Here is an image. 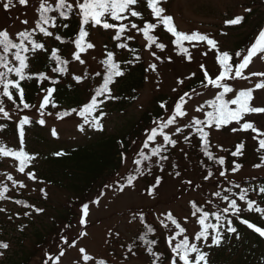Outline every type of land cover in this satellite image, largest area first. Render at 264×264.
I'll return each instance as SVG.
<instances>
[{"label":"rangeland","instance_id":"1","mask_svg":"<svg viewBox=\"0 0 264 264\" xmlns=\"http://www.w3.org/2000/svg\"><path fill=\"white\" fill-rule=\"evenodd\" d=\"M5 2L7 0H0V30L7 29L18 41V33L20 31H31L35 26L38 18L39 0H28L25 5H20L18 0H13L14 6L9 9L2 7ZM162 7L165 9V14L173 17L177 31L187 34L198 31L201 34H206L217 42L220 50L229 52L234 48L235 42L242 37V34L249 30L248 27L254 24L256 17H264V0H168L162 2ZM247 9H251V11L249 12ZM137 10H144L145 13L151 14V10L146 8V0H140ZM236 16L246 18L247 22L242 20L237 25L226 23L227 20ZM24 21H27V23L25 24ZM130 21L136 23L138 28L143 26L139 17H128L123 22L129 23ZM85 27L89 32V42L94 44L95 47L81 53L83 63L76 60L73 54L71 56L74 59L72 61V70L75 76L85 80L81 93L84 95V101L87 102L90 90L98 82L95 75L96 72H103L104 70V66L101 63L104 60V43L109 39L108 36L111 35L114 38L116 30L103 29L99 25ZM37 31L33 33L35 38ZM126 32L137 38L140 44L144 46V56L148 70L146 84L139 100L126 112H115L108 115L103 123H100L103 125L102 129H100L94 127L91 123L85 124L84 117L78 114L79 110L73 112L71 111V106H66L65 108L70 110L68 111V116L61 115L63 111H61L62 109L59 110L60 108L57 106L40 109L45 93H39L36 97V103L39 107L28 113H21L19 110L17 112L3 103L2 106L10 114L11 118L9 119L17 122L23 119L24 116L39 121L43 119L47 129L51 132L55 129L58 140L60 139L63 142L70 140L72 143H79L86 138L93 137L94 134L102 130H106L108 133L121 134L129 130L141 115L151 107L154 97L159 94L174 96L183 90L184 93L187 92L184 85L193 73L200 69L216 68L219 64L215 58L216 50L212 49L206 41L183 40L178 45L175 43L176 36L168 32L165 26L160 32L155 33V30L152 31L151 34L158 37V39L151 47H148L149 42L143 33L137 29H132L130 23ZM43 37L42 40H45L47 45L48 43L50 46L53 45L49 37L44 35ZM159 43H163L165 47L160 49L156 46ZM182 48H187L188 52H183ZM74 50L75 45L72 44L70 51L73 53ZM31 53L33 52H29V54ZM204 53H207V55ZM189 57L191 58L189 59ZM33 58L34 56L31 55V65ZM152 64L156 65L155 70L150 67ZM201 64L204 66L203 68L200 67ZM2 70L0 69V71ZM253 72H264V56L253 57L252 63L244 70V75L248 77L247 80L241 78L232 80L235 91L248 87L254 88L256 83L264 80V77L250 76L249 73ZM85 86H88L87 90ZM219 91H222V89L202 87L192 92H187L189 95L184 97L187 103L183 106L187 116L178 117L177 124L169 125L164 129L167 135L176 140L175 146L165 143L158 130L156 139L149 141L148 146L145 147L144 141L147 139L148 132L143 135L138 151L124 159L121 170L116 177L114 176L116 184L113 188H110L99 197L98 204L91 203L89 214L84 218L86 223H78L75 229L67 235L68 239L76 244V247L63 245L65 255L61 258L59 264H83L81 260L82 254L78 251V248L81 247L85 248L87 253L96 260H106L107 264H147V255L142 252L138 255H128V250L125 248L126 244L134 237L142 225L141 220L131 218L132 212L138 209L147 210L151 219L162 226L167 236L175 235V231H178L175 225L167 219V214L171 213L181 226L186 229V232L178 236L177 239H182L183 235H188L192 242H195L193 235L200 230L198 225L199 214L192 216L193 208L190 202L196 198L203 201L205 190L191 185L197 184L204 179L200 176L199 171L193 172L191 162L186 159L179 148L187 146L183 141V136L190 130L185 125L191 124L193 118L205 116L206 112L211 110L208 101L214 99L215 95L219 94ZM250 103L254 107H264V89H256L253 92V99ZM201 106H203V112L199 111ZM171 112L163 119H167ZM0 117L6 118L2 113H0ZM89 119L91 120V117ZM245 121L254 122L256 128L264 131V113L247 114L240 123L242 124ZM82 124L83 131L79 127ZM156 126L153 125L152 127ZM176 127H181L183 133L175 132ZM238 127L239 125L233 121L226 131L215 127L211 129L216 149L220 154L224 155L233 144L248 136L241 131L233 132L231 130ZM250 137L251 139H248L249 145L254 147L252 134ZM0 144L14 149H19L22 146L25 151L33 156L42 149L41 147L34 149V145L29 141L27 143L23 142V145H21L19 135H12ZM162 144L164 147L161 153L153 155L152 149ZM168 146L172 148L170 152L172 158L168 159L166 163L162 160V154L167 153L166 148ZM45 150H41V155L48 153V150ZM141 152L149 159H143ZM138 159H142V163L136 164L135 161ZM34 161L35 159L26 166L24 172H20L19 161L11 156L5 157L0 154V185H7L11 195L25 192L24 194L40 197L43 192L41 190L48 189L51 194L50 199L54 204H58L64 198L62 190L49 187V184L41 183L42 180L37 176L32 179L27 175L28 172H33L29 166ZM37 161H41V157ZM165 164L169 165V168L164 173H161L158 166H164ZM256 174L264 175V168L256 170L253 166H249L242 173H239V177L243 178ZM128 175H133L137 178L132 185L125 186L121 191L120 186L126 185V177ZM8 176H11L12 180H9ZM157 178H160L158 185L156 184ZM190 181L193 183L190 184ZM203 185L205 188H209L212 183L206 182ZM6 204L10 210H18V207L11 200L7 201ZM33 220L35 224L40 223L37 217ZM161 221H163V224H161ZM42 224L40 223V225ZM165 224L168 225L167 228L164 227ZM5 231L9 232L11 241L7 249L0 248V252L3 253V255H0V260L8 258L13 252L20 250L21 246L25 245L27 247L31 244L28 239L18 243L19 238L17 240L14 234H19L20 232L14 230L11 226H7ZM84 232L87 235H80ZM174 243L175 241H173ZM89 264H92V262H89Z\"/></svg>","mask_w":264,"mask_h":264},{"label":"trees","instance_id":"2","mask_svg":"<svg viewBox=\"0 0 264 264\" xmlns=\"http://www.w3.org/2000/svg\"><path fill=\"white\" fill-rule=\"evenodd\" d=\"M146 8L148 9L147 5ZM140 12L146 20L155 22V18L150 13H145L144 10ZM243 22H247V19L244 18ZM63 23H68L69 27L65 28L60 26ZM78 25L79 20L74 15L69 21H64L63 18H59L58 29L49 28V30L54 31L56 35H60L68 42L61 43L54 36L49 37L52 40V46L49 43L47 45L46 41L42 40L43 33H36L37 40L45 44V49L30 54L34 58L32 65L30 58L28 59L29 68L27 71L28 74L33 75V78L21 82V86L25 91V100L30 105H34V107L24 109L18 96L15 103L7 97H3L5 106H9L17 112L19 110L21 113L31 112L39 107L36 103L38 94L45 93L44 95H46V90L49 88H55V91L49 97L50 102L45 108H51L55 105L60 108L59 110L62 109L63 114L61 115L70 111L65 109L66 106H71V110L77 109L78 111L90 100L95 88L102 83L103 72H101V79L96 76L98 82L90 90L87 102L84 101V95L81 93L83 90L81 88L84 86L83 83L85 80L81 79L77 81L74 79L76 77L72 70V61L74 59L71 56L72 51H70L73 44L70 41L77 34ZM163 27L162 24L158 25L155 33L160 32ZM261 28H264V17L257 16L254 24L248 27L249 30L242 34V37L235 42L234 48L230 53L240 51L250 45ZM129 36L131 35L125 32L122 34L121 39L117 41L110 35L108 36L109 39L104 43V59L108 51H113L115 53V59L120 63L124 75L116 77L115 82L110 85L112 95L115 99H105L104 103L93 113L94 116H100L101 112L105 113L100 118L99 123H103L104 119L110 114L126 112L139 100L146 84L148 70L144 56L145 48L137 38L133 37L132 39H128ZM89 38L90 36L86 38L88 42ZM119 43H125L128 47L120 48L118 47ZM56 49H59L58 54L61 58L68 61L67 65L64 66L67 68L66 72L52 71L53 67L61 66L51 58V51ZM233 59L235 60L236 58L233 57ZM128 61H131V63H128ZM220 70L222 68L219 64L213 69H200L195 72V75L192 74L189 77V80L184 85L185 91L192 92L205 87L204 85L207 81L203 80L202 83L203 73L207 71L209 76L215 78V75ZM41 72L46 73L47 79L41 81L35 77L34 74ZM13 78H15L14 74ZM87 87L85 86L86 90ZM183 94L184 90L174 96L159 94L154 97L151 107L141 115L129 130L121 134L108 133L106 130H102L94 134L93 137L86 138L79 143H72L70 140L67 142L58 140L57 135H53L47 129L45 123L40 124L39 120L29 118L30 123L24 127V142L27 143L29 141L34 145V149L41 147V150H48V153L43 155H41V150L37 151L34 154L35 161L29 167L32 168L35 176L42 180L41 183L49 184V187L62 190L64 198L58 204H54L50 199L51 194L48 189H43L40 197L24 194L25 192L11 195L8 190L5 194L7 198L0 200V242L10 245L11 238L9 237V232L5 231V229L7 226H11L14 230L20 232L19 234H14L17 240L19 238L18 243L28 239L31 244L27 247L25 245L21 246L20 250L13 252L8 258L0 260V264H44L49 255L54 256L58 254V249H64L63 245L65 244L61 237H67L78 225L83 215L81 210L82 203H88L90 206L92 201L96 200L97 197H100L110 188H113L116 184L115 177L121 170L124 159L138 151L146 130L151 129L153 125H157L161 121V118H165L173 110L174 103L178 100L179 96ZM14 95L16 94L14 93ZM231 96L232 93H229L226 98ZM98 99H103V97H98ZM161 104H164L163 108ZM197 118L204 119L205 116H198ZM154 121L156 123H153ZM230 125H225L220 129L226 131ZM0 129H2L0 130L1 143L3 140L9 139L12 135H19V122L0 117ZM211 129L205 130L210 132L208 137L210 145L209 151L213 153V159H209L204 154L203 142L195 134V128L186 132L185 135L188 136V140L184 139L185 135L183 136V141L187 146L185 148H179L186 159L191 162L194 173L199 171L203 179L208 174L209 169L213 173L210 179H204L197 184L191 185L205 190L203 201L198 198L191 200L190 204L193 210V202H196V206L204 210L210 212L218 211L229 203V201L222 199L224 195H229L230 198L237 199L238 204L243 209L246 205L245 201L239 200V192L245 188L248 189V198L256 200L258 204L264 207V194L258 192V188L264 185V175L256 174L243 178L239 177V173H242L247 167L260 163L259 157L260 155H264V150H261L259 153L256 151L259 145L258 140L254 139V136L257 134L251 130L241 131L248 136L237 141L222 155L216 149V143L213 140ZM251 134L253 136L254 147L249 145L248 139H251ZM259 138L264 139V136ZM241 142L244 143V148L241 149L243 154L235 157L232 156L231 153L236 151L235 146ZM166 149L167 153L162 154L166 159L162 160L167 163V160L172 158L170 153L172 148L168 146ZM57 152L62 153V155L57 156ZM37 156L38 158L41 157V161H37ZM218 157L225 158L224 165L217 163L216 158ZM234 162L243 166L237 172L231 171ZM168 168L169 165L167 164L158 166L161 173H164ZM226 168L228 169L227 180L219 176L220 171ZM263 168L264 166L260 168L254 167L256 170ZM206 182L212 183V186L205 188L203 183ZM191 183L193 182L190 181ZM237 184L240 186L239 188L236 187ZM106 185L107 187H105ZM0 187L2 186L0 185ZM229 189H231L230 192ZM253 189L257 190L253 191ZM185 191L187 190L185 189ZM215 191H220L221 197H216L214 195ZM9 200L18 207L17 211L10 210L6 204ZM18 201H22L23 203H18ZM36 208H42L44 211L37 212ZM227 215L231 217V213ZM241 215L244 219H248L252 223L264 228V219L254 211H243ZM36 217L40 220V223H43L42 225L40 223H34L33 219ZM131 218L141 220L142 225L125 246L128 250V255H138L142 252L148 257L147 264H154V257L147 251L149 245L144 243V239H142L147 233V239L157 241L152 246L153 250L157 253H163L161 264H170L171 249L167 244V233L162 226L157 221H153L150 213L144 209H138L132 212ZM210 222H215L214 218H210ZM232 226L237 228L236 233H229L225 228L221 229L223 238L219 246H208L211 244V237L209 238L208 245L204 244L203 241H195L198 247H201L202 251L208 253V264H264V237L241 223L239 218L232 217ZM149 227L153 229L152 232L147 231ZM190 241L192 242V239ZM194 256L195 254H193ZM49 264H52V261H49Z\"/></svg>","mask_w":264,"mask_h":264},{"label":"snow or ice","instance_id":"3","mask_svg":"<svg viewBox=\"0 0 264 264\" xmlns=\"http://www.w3.org/2000/svg\"><path fill=\"white\" fill-rule=\"evenodd\" d=\"M139 2L140 0H39V6L37 9L38 18L35 22V26L31 31H20L18 33V41L13 34L9 33L7 29L0 30V69H3L0 71V113H2L6 118H11L9 112L6 111L2 106L3 97H7L10 101L15 103L18 96L20 102L23 104L24 109L34 107V105H30L25 100V91L21 86V82L33 78V75L26 74V70L29 68V57L27 53L45 49V44L38 42L33 35V33H35L37 30L40 33H43L44 36H54L55 39L61 41V43H66L68 41H65L60 35H56L54 31H50L49 27L58 29L59 18H63L64 21H69L73 15L76 16L79 20L77 34L73 39H71L70 42L75 45V50L72 53L74 58L83 63L84 61L81 59V53H84L88 49L95 47L94 44L86 40V38L89 36V32L85 26L99 25L103 29H115L116 31L114 39L119 41L122 34H124L129 28L130 23L132 29H137L143 33L149 42L148 47H151L152 44L158 39V37L152 35L151 33L157 28L158 25L162 24L165 26L168 32L176 36L177 39L175 40V43L178 45L181 44V41L183 40L206 41L212 49L216 50L215 58L218 60L219 65L222 68V70H220L219 73L215 75V78L209 76L207 71L203 73L202 83L203 80L207 81V83L204 85L205 87H207V85H212L218 90L222 89V91H219L218 95H215L214 99L208 101L211 110L206 112L204 119L193 118V122L191 124L185 125V127H188L189 130L195 128V134L198 135L203 142L204 154L207 155L209 159L214 158L213 153L209 151L210 145L208 137L210 132L206 131L205 129H211L213 126L216 129H220L225 125H230L233 121L239 125L238 128L231 129L233 132L251 130L253 133L257 134L254 136V139L258 140L259 145L256 151L259 153L261 150H264V139L259 138L264 136V132L256 128L254 126V122L245 121L242 124L240 123L241 120H244V117L247 114L264 113V107H254L250 103L253 99V92L256 89H264V80L256 83L254 88L248 87L239 91H234V89L227 83L228 80H235L236 78L247 80L248 77L244 75V70L252 63L253 57L264 56V28L259 30L258 35L254 37V41L251 42L250 45H248L245 49L230 53L227 50H220L217 46V42L206 34H201L198 31L192 32L191 34L177 31L173 22V17L171 15L165 14V9L161 6L162 0H146V5L151 10V15L155 18V22L146 20L142 13L137 10ZM18 3L20 5H25L28 3V0H18ZM13 6V0H7V2L2 4L4 9H9ZM247 11L250 12L251 9H247ZM128 17H139L143 26L138 28V25L131 21L129 23H124L123 21L127 20ZM243 19L244 18L242 16H236L233 19L227 20L226 23L229 25H237L241 23ZM24 23L26 24L27 21H24ZM60 26L67 28L69 27V24L63 23ZM132 38L133 37L131 36L128 37V39ZM156 46L160 49L165 47L163 43H159ZM118 47L126 48L128 46L125 43H119ZM182 51L187 53L188 49L182 48ZM58 53L59 49L51 51V58L56 63L61 65L60 67H53L52 71L66 72L67 68L64 66L67 65L68 61L62 59ZM204 54L207 55V53ZM153 55H155V53H153ZM233 57L236 59L234 60ZM190 58L191 57H189V59ZM157 59H159V57H157ZM101 63L104 66L102 83L95 88L94 94L91 96L90 100L79 109L78 113L80 116L84 117L85 124L91 123L94 127L100 129H102L103 125L99 123V120L103 115H105V113L101 112L100 116H94L93 113L97 111L100 105L104 103L105 99H115V97L112 95V89L110 88V85L115 82L116 77H121L124 75L120 63L115 59V53L113 51H108L106 58L102 60ZM128 63H131V61H128ZM150 67L155 70L156 65L152 64ZM200 67L203 68L204 66L201 64ZM13 74L15 78H13ZM34 75L41 81L47 79L46 73L43 72ZM95 75L97 77H101V72H96ZM193 75H195V73H193ZM249 75L255 77H264V72H253L249 73ZM74 79L80 81L82 78L77 76L74 77ZM181 83H183V81H181ZM54 91L55 88H49L46 90L47 94L43 98L40 109H43L49 104V97ZM14 93L16 95H14ZM229 93H233V95L226 98L227 94ZM188 95L189 93L185 92L183 95L179 96L178 100L174 103V110L171 112L170 116L167 119L161 118V121L156 127L146 130L148 135L147 139L144 141L145 147L148 146L149 141L156 139L158 130L165 143L175 146L176 140L167 135L164 132V129L169 125L177 124L178 117L187 116V112L184 110L183 106L187 103L184 97ZM98 97H103V99H98ZM53 106L55 107V105ZM17 107H19V105H17ZM161 107L163 108L164 104H161ZM71 111L75 112L77 109H72ZM199 111L203 112V106H201ZM68 114V112L64 113V115ZM90 117L91 120L89 119ZM28 123H30L28 116H24L23 119L19 121V141L21 145H23L24 142V127ZM39 123L44 124L45 121L41 119ZM153 123H156V121ZM79 127L80 130L83 131V124ZM175 132L183 133V129L181 127H176ZM52 134L56 135L55 129L52 130ZM184 139L188 140V136L185 135ZM163 147L164 145L162 144L153 148V155H159ZM235 147L236 151L232 152L231 155L234 157L242 155L243 153L241 149L244 148V143L241 142ZM0 154L5 157L11 156L15 158V160L19 161L20 172H24L26 166L33 159H35V157L25 151L24 147L22 146L19 149H14L8 147L7 145L0 144ZM56 155L59 156L62 155V153L57 152ZM141 156L143 159H149V157L144 156L142 152ZM162 159H166V157H162ZM259 159L261 162L254 164L253 167L260 168L264 166V155H260ZM216 160L219 165L225 164L224 157H218ZM135 163H142V159L136 160ZM242 167L243 166L241 164L234 162V166L231 167V171L237 172ZM227 172L228 169L226 168L223 171H220L219 176L224 177L227 180ZM27 175L32 179L36 178L33 172H28ZM177 175H179V173H177ZM212 176L213 173L211 169H209L208 174L204 177V179L208 180ZM136 178V176L128 175L126 177V185H121L120 190L122 191L125 186L132 185ZM8 179L12 180V177L8 176ZM159 182L160 178H157L156 184L158 185ZM229 182L231 183V181ZM105 187H107V185ZM236 187L239 188L240 186L237 184ZM256 190L257 189H253V191ZM41 191H43V189ZM230 191L231 189H229V192ZM7 192V185L0 187V200L7 198L5 195ZM258 192L264 194V185L258 188ZM214 195L216 197H221V192L215 191ZM222 199L229 201L228 205L218 211L213 212L204 210L196 206V202H193L194 210L191 214L192 216H197L199 213L198 225L200 226V230L193 235L194 241H203L204 244L208 245L209 238L211 237V244L208 246H219L223 238V233L221 231L222 228H225L229 233L237 232V228L232 226V217L239 218L241 223L247 225L260 236L264 237V228L252 223L248 219H244L241 215L243 211H254L255 213L259 214L262 219H264V207L258 204L256 200L248 198V189L245 188L239 192V200L245 201L246 205L243 209L238 204L237 199L230 198L229 195L222 196ZM18 203L23 202L18 201ZM92 203L98 204L99 197L92 201ZM81 210L83 215L79 223L84 224L86 223L84 218L89 214V204L82 203ZM36 211L43 212L44 209L36 208ZM228 213H231V217L227 215ZM210 218H214L215 222H210ZM167 219L175 225L176 229H178V231L173 230L175 231V235H169L167 237V244L171 249V256L169 258L170 264H201V262H203V264H208V253L202 251L201 247H198L196 242H191L188 235H183L182 239H177L178 236L186 232V229L181 226V224L172 216L171 213L167 214ZM161 224H163V221H161ZM164 227L167 228L168 225L165 224ZM147 231L152 232L153 229L149 227ZM80 235H87V233L84 232ZM146 236L147 233L142 239H144V243L149 245L147 251L154 257V264H161L163 253L155 252L152 247L157 243V241L149 240L146 238ZM61 239L64 241L65 245L76 247V244L69 240L68 237L63 236ZM173 241H175L174 244ZM8 247L9 245L7 243L0 242V248L7 249ZM78 251L82 254L81 260L83 264H89V262H92V264H107V261L104 259L96 260L92 255L87 253L85 248H78ZM193 254H195L194 257ZM0 255H3V253L0 252ZM64 255L65 250L60 248L58 249V254L54 256L49 255L44 264H49V261H52L53 264H59V261Z\"/></svg>","mask_w":264,"mask_h":264}]
</instances>
